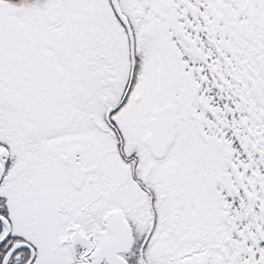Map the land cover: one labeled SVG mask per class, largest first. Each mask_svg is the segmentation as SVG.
<instances>
[{
	"label": "snow or ice",
	"instance_id": "snow-or-ice-1",
	"mask_svg": "<svg viewBox=\"0 0 264 264\" xmlns=\"http://www.w3.org/2000/svg\"><path fill=\"white\" fill-rule=\"evenodd\" d=\"M0 264H264V0H0Z\"/></svg>",
	"mask_w": 264,
	"mask_h": 264
}]
</instances>
